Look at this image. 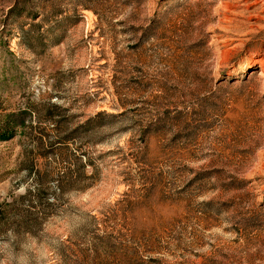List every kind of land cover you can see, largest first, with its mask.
I'll return each mask as SVG.
<instances>
[{
	"label": "rangeland",
	"instance_id": "rangeland-1",
	"mask_svg": "<svg viewBox=\"0 0 264 264\" xmlns=\"http://www.w3.org/2000/svg\"><path fill=\"white\" fill-rule=\"evenodd\" d=\"M0 264H264V0H0Z\"/></svg>",
	"mask_w": 264,
	"mask_h": 264
},
{
	"label": "trees",
	"instance_id": "trees-1",
	"mask_svg": "<svg viewBox=\"0 0 264 264\" xmlns=\"http://www.w3.org/2000/svg\"><path fill=\"white\" fill-rule=\"evenodd\" d=\"M6 137H8V134L5 131L0 132V141L5 140Z\"/></svg>",
	"mask_w": 264,
	"mask_h": 264
}]
</instances>
